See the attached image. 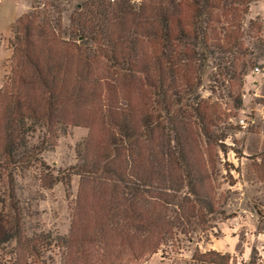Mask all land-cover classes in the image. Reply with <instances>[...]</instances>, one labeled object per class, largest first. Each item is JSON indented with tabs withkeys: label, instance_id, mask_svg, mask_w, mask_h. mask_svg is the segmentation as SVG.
<instances>
[{
	"label": "trees",
	"instance_id": "16d2710c",
	"mask_svg": "<svg viewBox=\"0 0 264 264\" xmlns=\"http://www.w3.org/2000/svg\"><path fill=\"white\" fill-rule=\"evenodd\" d=\"M22 1L27 8L10 40L11 75L0 87V249L41 260L39 248L54 246L62 250V264H142L167 241L164 234L146 242L158 224V200H166L157 180L166 186L168 171L174 191L187 190L190 216L212 210L218 146L225 147L234 110L243 104L244 77L264 57L260 20L249 17L250 5L261 0ZM138 76L153 98L140 118L121 94ZM97 120L111 152L89 157L85 149L72 169L110 180L116 191L111 220L73 224L66 235L30 234L16 195L18 174L34 163L45 167L43 151L69 124L90 128ZM118 215L128 231L125 260L120 239L106 234L116 229Z\"/></svg>",
	"mask_w": 264,
	"mask_h": 264
},
{
	"label": "rangeland",
	"instance_id": "374dc122",
	"mask_svg": "<svg viewBox=\"0 0 264 264\" xmlns=\"http://www.w3.org/2000/svg\"><path fill=\"white\" fill-rule=\"evenodd\" d=\"M26 8L22 0H0V87L11 75L13 25ZM186 14L185 10L177 13L182 18ZM249 17L259 18L263 36L264 0L250 5ZM254 49L255 54L263 53L260 48ZM259 57L262 64L254 65L243 79V104L234 110L233 127L223 142L225 147L218 146L217 167L211 171L216 187L212 210L203 209L201 216H190L183 200L188 195L186 188L174 191V173L168 171L172 180H166V186L161 184L163 179H156V190L166 200H158V224L146 242L164 234L167 241L156 253L143 256L142 264H264V57ZM191 75L189 71L188 80ZM209 86L206 80L200 87L202 95L209 94ZM121 94L131 101L139 118L151 111L152 93L142 76L127 81ZM34 135L35 140L40 138ZM87 136L89 140L84 144ZM50 144L42 154L45 167L34 163L16 179V195L27 213V232L66 235L73 224H96L106 217L111 220L116 191L110 180L102 174L80 177L72 169L80 163L85 149L91 154L89 157H103L111 152L108 132L101 121L90 128L69 124ZM118 217L116 229H108L106 234L107 240L120 239V258L125 260L130 255L127 240L123 239L128 231L120 226L121 215ZM133 234L130 238L137 249L141 244ZM39 252L41 260H33L0 249V264H62V250L42 245ZM211 252L218 253L222 260Z\"/></svg>",
	"mask_w": 264,
	"mask_h": 264
},
{
	"label": "built area",
	"instance_id": "2783aa9c",
	"mask_svg": "<svg viewBox=\"0 0 264 264\" xmlns=\"http://www.w3.org/2000/svg\"><path fill=\"white\" fill-rule=\"evenodd\" d=\"M256 71H259V68H256ZM241 123H244V120L243 119L241 120Z\"/></svg>",
	"mask_w": 264,
	"mask_h": 264
}]
</instances>
